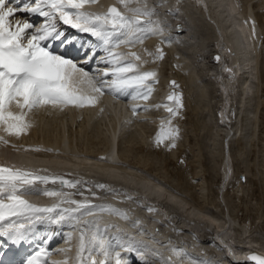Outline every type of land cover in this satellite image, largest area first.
<instances>
[{
	"label": "bare ground",
	"instance_id": "6f19581e",
	"mask_svg": "<svg viewBox=\"0 0 264 264\" xmlns=\"http://www.w3.org/2000/svg\"><path fill=\"white\" fill-rule=\"evenodd\" d=\"M14 2L10 1L8 6L18 9L36 6L34 0ZM109 5L128 18L138 17L144 22L142 27L145 30L158 29L156 34L147 35L143 43H124L112 48L119 54L121 66L131 62L136 65L137 72L156 73L153 80L147 81L152 91L148 99L138 95L146 92L143 87H130L125 93L109 91L107 85L112 82V77L102 74L112 72L115 65L103 62L108 53L99 50L86 62V57L100 42L89 32L77 34L69 30L65 38L68 39L65 53L69 55H56L72 60L89 74L93 83L76 74L73 87L77 95L94 98V104L47 105L31 111L21 110L13 104L10 111L23 113L24 123L29 127L17 135L7 131L6 124H0V163L61 174L57 178L56 174L46 176L49 178L46 184L37 181L31 186L32 191L23 192L20 197L37 203L56 200L64 206L43 215L6 214L0 228L10 230V225L22 226L23 239L30 244H48L57 239L45 264H83V256H93L95 264L102 258L107 260L105 264H117V259L120 264H260L264 260L263 238H258L259 235L253 237L246 223H237L235 217L228 214V218L220 217L210 212L207 204L188 202L183 191L178 192L162 179L164 177L147 171L150 158L146 152L151 146L150 130L165 126L169 120L168 108L172 103L164 95L171 91L169 82L176 77L182 84L194 86L190 89L196 90L198 103L207 101L210 90L213 94L219 91L222 101L216 108L218 110L210 113L213 131L208 155L220 149L221 156L227 160L234 154L231 152L230 155V145L240 126L237 127V122L243 117L245 123L240 129L244 134L246 130L249 132L246 128L251 120L250 107L257 96L262 49L257 43L260 25L256 9L264 5V0H128L127 7L120 0H97L96 3H86L80 11L104 14ZM42 7L48 10L46 6ZM135 9L141 12L136 13ZM144 12L149 15H143ZM38 15L16 13L15 18H9L12 25L25 21L34 25L23 37L25 46L45 21ZM53 22L58 30L62 26L60 32L66 30L63 25L70 27L59 19L58 13ZM106 27L111 30L110 24ZM157 42L164 54L175 57L178 66L175 72L160 74L162 63L158 58L153 62L144 61L151 59L146 47L150 50ZM74 48H82L86 53L73 57ZM132 52L141 59L135 60L130 55ZM101 79L107 82L103 94L94 91V87L100 86ZM161 83L162 86L167 83V87L162 88ZM235 83L239 97L234 107L233 98L238 93L234 91ZM133 96L137 98L133 99ZM262 175L264 179V172ZM238 177L243 174L235 176L239 181ZM223 179L225 182L228 174ZM61 180L70 181L75 187L62 184ZM201 181L202 198L205 180ZM45 190L61 195L50 197L43 194ZM184 193L186 196V191ZM218 196L217 199L221 195ZM71 200L92 207L73 212L71 210L77 205L64 202ZM3 202L9 203L6 198ZM65 209L69 211L65 212ZM82 234L85 251L81 255ZM97 241L103 242L104 249L96 246ZM88 249H91L90 255ZM189 251L197 252L207 260L197 258ZM253 256L258 259L253 260Z\"/></svg>",
	"mask_w": 264,
	"mask_h": 264
},
{
	"label": "snow or ice",
	"instance_id": "6c2138e0",
	"mask_svg": "<svg viewBox=\"0 0 264 264\" xmlns=\"http://www.w3.org/2000/svg\"><path fill=\"white\" fill-rule=\"evenodd\" d=\"M97 0H34L35 7L15 8L8 6L9 0H0V124L7 125V131L15 132L19 135L24 129L29 127L24 123V114H14L10 111V106L15 104L21 110L27 109L31 111L34 108L47 105H68L77 104L84 106L85 103L94 104V98L77 95L73 87L74 77L76 74H81L82 77L88 78L89 83H93L92 78L87 72L78 67L77 63L60 55L53 54L47 44L42 42L56 40L62 38V33L57 29L55 23L56 14H59V19L64 24H69L82 32H89L93 37H96L100 42L91 50L87 60L92 59L97 55L99 50L106 51L108 58L103 60L106 64H113L115 67L112 72H104L103 76H111L112 82L107 85L109 91L113 93H125V90L130 87L145 88L146 92L138 93L140 98L148 99L152 88L147 84V81L153 80L156 76L154 71L137 72L136 65L131 62L121 66L120 56L112 51V48L119 47L120 44H135L143 43V39L149 34H156L158 29L148 28L145 30L142 27L144 23L137 18H128L121 14L117 8L110 7L107 13H85L80 11L86 3H96ZM127 7L128 0H120ZM47 7V11L44 7ZM17 11H26L30 13H38L45 18L44 23L31 35L27 46L23 43V37L26 30L32 29L34 25L30 22L17 23L12 25L9 23V18H15ZM140 13V9L133 10ZM143 15H149L144 12ZM111 25V30L106 26ZM13 28L15 30H13ZM162 34V33H161ZM127 39H120V37ZM159 55L157 58L162 59L163 53L157 49ZM135 60H140L141 57L135 52L130 53ZM151 55V54H150ZM133 73V75H125ZM107 82L100 80V86L94 87V91L103 94L105 84ZM137 98L133 96V99ZM169 100H175L176 104L180 105L179 97L169 96ZM135 111V109H133ZM169 113L176 115L173 108H168ZM158 143L160 140L158 139ZM175 146V145H173ZM37 181L48 183L49 178L43 176H34L32 173L0 167V221L6 218V214L18 216L23 211L28 210L33 213H53L57 206L49 208H38L29 204L26 200L20 198L23 192L32 191V185ZM55 183V179L52 180ZM62 184L69 187H75V184L61 180ZM101 187H103L101 185ZM44 195L50 197L60 196L61 193L56 191H43ZM3 198H6L9 203H4ZM71 204H76L77 207L72 209L73 212H78L80 209H89L90 205L77 203L74 200L64 201ZM69 211L68 209L64 210ZM89 214L91 212L89 211ZM40 217H37L39 219ZM61 219L63 217L61 216ZM9 229L0 228V235H7L12 240H20L24 237L22 226H9ZM95 240L96 237L94 236ZM99 249H104L102 241H97L96 245ZM85 251L83 234L81 235L80 254ZM89 255L91 249H88ZM179 255V252L173 250ZM107 253L105 252V255ZM253 260L258 259L253 256ZM28 264H33L29 261ZM66 264V262H65ZM93 264L95 262L93 261ZM117 264H120L117 259ZM264 264V260L260 261Z\"/></svg>",
	"mask_w": 264,
	"mask_h": 264
},
{
	"label": "rangeland",
	"instance_id": "374dc122",
	"mask_svg": "<svg viewBox=\"0 0 264 264\" xmlns=\"http://www.w3.org/2000/svg\"><path fill=\"white\" fill-rule=\"evenodd\" d=\"M263 6L259 7V9H256L257 19L260 25L259 32L257 34V43L259 44V48L262 49L259 69L261 75L258 76L259 84L258 88L256 87L257 92L255 93L257 94L258 98L255 96V99H253L254 103H251L254 106L252 105L250 107L252 112L250 113L251 120L247 124L246 128L249 132L246 130L244 134L243 130L240 129L245 123V121H242L243 117L239 118V123L237 122V127L239 125L240 126L236 129L235 135L231 141L232 143L230 145V149H232L230 150V155L231 152L234 154L229 157L230 159H223L220 149L219 151H217V149L215 154L209 153L210 155H208V152H210L208 150H210L211 147L210 133L213 131V123L212 120H210V115L218 110L216 108L219 107V103L222 101V95H219V91H217L218 93L214 92L213 94V90L211 91L209 89L210 99L208 98L207 101L198 103L197 97L195 96L196 90H192L194 89V86L182 84L176 77H173V79L170 80L169 83L171 85V91H169L170 93H167L166 89V94L164 96L166 98L169 96H178L180 99V105L182 106L177 105L175 100H171L172 104H170V107L172 106L174 111H176V115L169 113V120L165 123V126L163 125L156 130H150L148 135L151 137H148H150L149 139L151 146H149V151L146 152L150 158L148 165L149 167L147 166L146 168L148 172L151 171V173L157 174L158 177H164L162 179H164V181L166 180L165 182L178 192L182 193L183 191L182 194L188 202L192 200L191 203L195 202V204H199L201 202L202 204L204 203V205L207 204L209 207L208 210L210 212L212 211L214 214L217 213V215L220 217H223L224 215L226 218H228V215H230L233 218L235 217L234 219L236 222L238 221L240 223H246V225L249 227L248 229L251 230L250 232L252 233L253 237L257 238L259 235L258 238L261 239H264V179H262V173L264 172ZM159 46L160 45H158L157 42L154 47L150 48V50H148L149 48L146 47V53H148V51L153 52L148 53L149 55L151 54L150 56L148 55V57L151 59H144L145 62H153L159 59H157V56L159 55L157 49H160L161 47ZM160 50L163 53V57L160 59V62L162 63V65H160V74H167L171 70L172 72H175V70L178 68L174 61L175 57L172 55L168 56L167 53L164 54V49L162 48ZM162 85L164 84L161 83L160 86L162 88L167 87V83L165 84L166 87ZM234 91H237L236 83ZM210 92L212 95H210ZM236 96L233 98L234 107L237 105L236 103L239 97V92ZM227 99L229 100L228 96ZM167 100L169 99L167 98ZM208 109L211 112H209ZM242 137H244V139H242ZM158 139L160 140L159 143L157 142ZM148 152L152 153H150L151 157ZM132 160L134 161V159ZM156 167H160V170L162 171L158 170V168L156 169ZM201 173L203 179L201 178ZM226 174H228V179L224 182L223 178L226 176ZM239 174H243V177H238V181L236 180L235 176H238ZM201 180H205V183L203 182V185H205V194L202 193L203 199L200 197L201 189L199 188V185H202ZM240 183L243 187H239ZM196 189L198 191H196ZM204 190H202V192H204ZM184 191H186L187 197L185 196ZM216 191L217 193H215ZM218 195L221 196L217 199V197H219ZM219 199H221V202ZM201 200L204 201L202 202ZM251 223H253V225ZM254 231L256 233L258 231V233L256 234ZM261 232L263 235H261Z\"/></svg>",
	"mask_w": 264,
	"mask_h": 264
},
{
	"label": "water",
	"instance_id": "95a60500",
	"mask_svg": "<svg viewBox=\"0 0 264 264\" xmlns=\"http://www.w3.org/2000/svg\"><path fill=\"white\" fill-rule=\"evenodd\" d=\"M217 57V56H216Z\"/></svg>",
	"mask_w": 264,
	"mask_h": 264
}]
</instances>
